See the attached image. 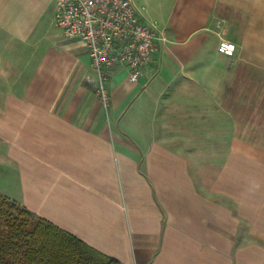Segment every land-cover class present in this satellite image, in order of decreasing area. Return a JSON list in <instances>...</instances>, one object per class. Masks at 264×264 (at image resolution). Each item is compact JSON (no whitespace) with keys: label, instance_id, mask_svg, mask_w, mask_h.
Listing matches in <instances>:
<instances>
[{"label":"crops","instance_id":"1","mask_svg":"<svg viewBox=\"0 0 264 264\" xmlns=\"http://www.w3.org/2000/svg\"><path fill=\"white\" fill-rule=\"evenodd\" d=\"M134 2L163 39L103 103L54 0H0V193L120 264H264V0Z\"/></svg>","mask_w":264,"mask_h":264},{"label":"built area","instance_id":"2","mask_svg":"<svg viewBox=\"0 0 264 264\" xmlns=\"http://www.w3.org/2000/svg\"><path fill=\"white\" fill-rule=\"evenodd\" d=\"M134 0H54V21L62 33L86 43L90 63L97 78V93L108 101L104 72L113 66L124 67L128 80L138 81L144 65L154 52L157 22L146 20ZM235 45L226 39L218 51L231 55Z\"/></svg>","mask_w":264,"mask_h":264},{"label":"trees","instance_id":"3","mask_svg":"<svg viewBox=\"0 0 264 264\" xmlns=\"http://www.w3.org/2000/svg\"><path fill=\"white\" fill-rule=\"evenodd\" d=\"M0 264H120L0 193Z\"/></svg>","mask_w":264,"mask_h":264},{"label":"rangeland","instance_id":"4","mask_svg":"<svg viewBox=\"0 0 264 264\" xmlns=\"http://www.w3.org/2000/svg\"><path fill=\"white\" fill-rule=\"evenodd\" d=\"M251 135L254 136V138H252V141L258 142L262 145H264V123H254L252 124L251 127ZM220 142V146H225L227 145V140L223 139V140H219ZM206 156H204L205 158ZM223 158V154L219 155V159L221 161V159ZM7 183L6 182H0V188H3Z\"/></svg>","mask_w":264,"mask_h":264}]
</instances>
